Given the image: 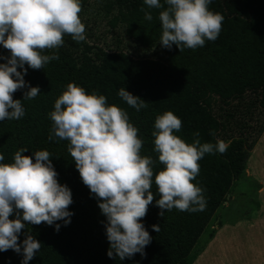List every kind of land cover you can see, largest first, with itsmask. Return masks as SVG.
<instances>
[{"label":"trees","instance_id":"16d2710c","mask_svg":"<svg viewBox=\"0 0 264 264\" xmlns=\"http://www.w3.org/2000/svg\"><path fill=\"white\" fill-rule=\"evenodd\" d=\"M160 2L163 5V0ZM208 8L223 16L217 38L205 40L196 49L179 50L159 43L158 13L163 7L148 9L143 0H81L78 15L85 40L76 42L69 34L62 35V45L42 53L54 51L57 60L40 69L24 65L27 87L39 86V93L31 100L23 99L27 87L12 93L14 100H21L25 114L17 120L0 121V153L4 155L0 163H11L19 148H26L21 154L33 162L32 152L47 150L58 183L66 185L72 197L70 222L65 226L55 221L61 224L58 231L45 222L22 221L25 228L17 243L27 233L41 244L28 264H191L214 235V225L223 223L217 221L198 246L233 183L247 178L255 183L257 192L259 183L246 174V161L264 131V0H211ZM141 9L151 12V21L144 19ZM9 53L0 46V57ZM69 82L86 93L104 95L106 104L128 113L142 141L139 154L152 157L153 176L164 166L153 152L151 133L155 117L165 111L180 119L175 134L186 143H191L198 131L201 143L221 140L227 145L223 153L214 151L198 161L199 173L191 182L202 189L206 202L202 211L160 209L155 204L157 186L151 185L153 200L140 218L151 237L143 257L135 253L120 260L106 255V218L97 198L83 184L68 153V141L48 139L52 129L48 113ZM121 87L145 101L146 107L137 111L128 106L117 95ZM258 206L256 195L253 209ZM15 214L16 210L9 219ZM153 224L159 226L158 232L151 228ZM21 259L12 249L0 252V264H20Z\"/></svg>","mask_w":264,"mask_h":264},{"label":"clouds","instance_id":"9594fccd","mask_svg":"<svg viewBox=\"0 0 264 264\" xmlns=\"http://www.w3.org/2000/svg\"><path fill=\"white\" fill-rule=\"evenodd\" d=\"M81 0H0V46L10 50L0 57V121L17 120L24 116L21 100L12 93L27 87L23 79L24 65L40 69L58 55L42 54L45 49L62 45V35L73 41L85 40L84 24L78 15ZM211 0H143L148 9H161L159 43L162 47H202L205 40L214 41L221 29L223 16L209 10ZM166 6V7H164ZM144 19L152 20L150 11ZM17 67L20 71H17ZM39 93V86L27 87L23 99L31 100ZM117 95L130 107L139 111L145 101L121 87ZM48 113L52 121L49 140L57 137L68 141L67 150L84 185L97 198L98 208L106 218L104 223L109 247L106 255L123 260L135 253L144 256V248L151 237L140 218L153 200L149 190L155 183L159 198L155 204L162 210L196 212L205 208L201 187L194 184L199 173L198 161L214 151L223 153L227 145L201 143L199 132L191 143L175 133L180 119L171 111L157 115L151 135L153 152L164 166L153 176L151 156H141L142 141L137 128L129 122L128 113L115 104H106V97L95 91L86 93L81 86L69 82L55 99ZM210 135L214 133L210 130ZM19 148L11 163H0V252L12 249L21 254L20 264H28L40 250L41 244L32 235L17 243L18 234L31 224L45 222L58 231L62 221L66 226L72 212L71 191L58 183L50 153L32 152L33 159L22 155ZM4 155L0 153V161ZM16 210L15 217L9 219ZM162 215V212L160 213ZM158 232L159 226L151 225Z\"/></svg>","mask_w":264,"mask_h":264},{"label":"crops","instance_id":"0c3cea01","mask_svg":"<svg viewBox=\"0 0 264 264\" xmlns=\"http://www.w3.org/2000/svg\"><path fill=\"white\" fill-rule=\"evenodd\" d=\"M246 174L259 183L258 208L247 218L214 225V235L191 264H264V131L250 150Z\"/></svg>","mask_w":264,"mask_h":264},{"label":"rangeland","instance_id":"374dc122","mask_svg":"<svg viewBox=\"0 0 264 264\" xmlns=\"http://www.w3.org/2000/svg\"><path fill=\"white\" fill-rule=\"evenodd\" d=\"M256 193L253 181L247 178L235 181L226 195V200L214 213L205 232L198 240V246L206 239L208 232L217 221H235L248 215L253 210Z\"/></svg>","mask_w":264,"mask_h":264}]
</instances>
